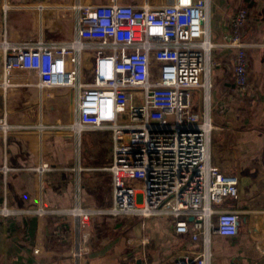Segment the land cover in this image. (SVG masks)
Segmentation results:
<instances>
[{
  "label": "built area",
  "instance_id": "2783aa9c",
  "mask_svg": "<svg viewBox=\"0 0 264 264\" xmlns=\"http://www.w3.org/2000/svg\"><path fill=\"white\" fill-rule=\"evenodd\" d=\"M208 1L130 5L110 0L49 6L67 21L65 37L2 39L0 87L4 93L34 88L38 105L34 123L10 124L4 112L3 139L14 130L76 137L85 130L110 132L112 161L105 170L111 174V203L105 208L77 205L62 211L77 222L80 236L74 256L78 260L90 251L87 228L94 216L167 217L176 234L191 231L192 241L201 236L199 252L184 254L173 264H210V236L236 235L238 215L223 205L237 197L238 179L209 161L213 126L207 101L213 44ZM247 20V11L239 8L230 19L226 44L234 53L237 96L249 92L245 52L249 44L241 37ZM88 73L91 83L85 81ZM196 88L205 92V107L199 113L192 108ZM63 90L70 92L73 105L67 123L48 118L43 110L56 99V91ZM7 171L4 165L3 175ZM31 213L41 216L49 211L0 204V218Z\"/></svg>",
  "mask_w": 264,
  "mask_h": 264
},
{
  "label": "crops",
  "instance_id": "0c3cea01",
  "mask_svg": "<svg viewBox=\"0 0 264 264\" xmlns=\"http://www.w3.org/2000/svg\"><path fill=\"white\" fill-rule=\"evenodd\" d=\"M109 1L0 0V43L4 36L12 42L65 37L67 21L49 6ZM118 2L159 5L163 0ZM239 8L248 14L241 30L249 44L245 50L249 92L244 96L233 91L234 53L226 46L230 19ZM208 17L213 44L207 101L213 126L209 161L238 179L237 197L223 205L238 215L237 233L231 238L210 236V264H264V0H209ZM204 94L202 88L192 91L195 112L204 109ZM72 107L70 92L63 90L56 91V99L43 110L48 118L67 123ZM4 112L10 124L37 122V91L19 88L4 93L0 87V119ZM111 161L108 130H85L77 137L14 130L3 139L0 129V204L49 211L0 218V264H136L137 260L173 264L184 254L199 252L201 236L192 241L191 231L176 234L167 217L94 216L87 228L90 251L81 260L74 256L80 236L77 222L62 211L77 205L105 208L111 203V174L105 170Z\"/></svg>",
  "mask_w": 264,
  "mask_h": 264
},
{
  "label": "rangeland",
  "instance_id": "374dc122",
  "mask_svg": "<svg viewBox=\"0 0 264 264\" xmlns=\"http://www.w3.org/2000/svg\"><path fill=\"white\" fill-rule=\"evenodd\" d=\"M85 55H86V54L84 53L83 56H85ZM85 73H86V72H85ZM85 81L88 82V83L93 82L92 75H89V73H88V74H87V77H86V79H85ZM168 219H170V218H168Z\"/></svg>",
  "mask_w": 264,
  "mask_h": 264
},
{
  "label": "water",
  "instance_id": "95a60500",
  "mask_svg": "<svg viewBox=\"0 0 264 264\" xmlns=\"http://www.w3.org/2000/svg\"><path fill=\"white\" fill-rule=\"evenodd\" d=\"M192 218H189V221H192ZM136 264H142L141 260H137Z\"/></svg>",
  "mask_w": 264,
  "mask_h": 264
}]
</instances>
